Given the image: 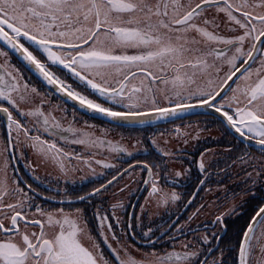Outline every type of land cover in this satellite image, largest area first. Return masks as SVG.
<instances>
[{
  "label": "snow or ice",
  "instance_id": "6c2138e0",
  "mask_svg": "<svg viewBox=\"0 0 264 264\" xmlns=\"http://www.w3.org/2000/svg\"><path fill=\"white\" fill-rule=\"evenodd\" d=\"M220 13L226 17L231 35L220 31ZM0 41V122L5 126L6 141L0 142V264H226L225 251L232 248L230 244L217 247L220 232L182 241L180 251L173 244L172 251L159 254L155 249L165 238L176 241L187 235L185 225L173 222L163 231L159 226L154 228L143 205L141 215L130 217L119 232L114 230L109 214L97 208L98 235L109 250L105 252L92 235L84 209L44 210L30 195L35 192L32 185L10 176V169L16 171L11 161L33 153L35 162L25 166L36 180H40L35 173L41 165L56 168L55 183H49L63 197L60 203L71 206L77 169L68 167L66 161H82L97 177L103 173H98L93 163L105 169L116 165L94 159L91 154L86 159L66 151L56 137L66 146L96 148L106 144L112 152L135 159L134 152L123 145H113L71 125L64 127L51 111L44 110L47 100L32 83L36 77L62 101H73L93 118L105 117L116 127L174 123L196 108H207L205 115L230 130L232 139L244 146L238 160L261 177L264 0H0ZM13 55L16 64L12 63ZM36 97H40L39 103ZM175 131L181 134L179 128ZM45 135L51 138L45 139ZM141 143L137 138L136 144ZM150 143L159 153L151 163H129L119 176L113 175L75 199L89 202L102 197L110 185L123 179L125 173L131 176L139 166L147 173L146 205L160 208L179 201L181 195L174 187L169 191L161 181L176 186L190 169L173 171L169 164L175 154L160 148L156 139ZM253 147L261 154L258 170L250 151ZM143 153L151 155L147 148ZM210 166L205 154L200 153L199 172L207 174ZM247 175L252 177L253 172ZM255 185L254 178L252 187ZM258 191L260 203L238 244L239 264H264V180ZM249 192L256 195L251 189ZM124 207L121 201L111 205L117 225L121 220L116 209ZM238 207L233 205L216 216L222 232L228 231L225 217L237 214ZM137 244L153 251L137 259L134 253L141 252ZM214 248L219 256L210 260Z\"/></svg>",
  "mask_w": 264,
  "mask_h": 264
},
{
  "label": "flooded vegetation",
  "instance_id": "af4514ba",
  "mask_svg": "<svg viewBox=\"0 0 264 264\" xmlns=\"http://www.w3.org/2000/svg\"><path fill=\"white\" fill-rule=\"evenodd\" d=\"M221 29L220 31L225 35H231L228 31V25L226 23V17L223 13L219 14ZM0 45L3 43L0 42ZM248 47V46H247ZM11 55V53H10ZM12 63L16 64L17 59L13 55L12 56ZM19 67L20 65L17 64ZM28 78L27 76L25 77ZM72 83V80L68 81ZM32 83L40 89L41 93L45 96L47 100V104L44 105V110L51 111L52 114L61 121L64 127H68L71 125L76 129H80L82 131L89 130L88 127L94 126L98 127L99 130H103L106 127L112 126L113 124L99 118H93L91 115L79 110L72 104L68 103L67 101H62L59 98V95L52 92L51 89H45L40 81L36 79V77H32ZM75 87V85H73ZM82 90V89H77ZM95 98V97H91ZM76 108L77 111L73 113V108ZM206 113L196 114L191 116H184L181 119H176L174 123L169 122H156L151 125H143L145 136L147 139V144L150 147L148 151L151 153L150 156L145 155L143 152L138 153L135 155V159L133 157H128L124 159H118L121 161L119 171L108 172L107 175L103 174L100 176H93L91 171L88 169L85 163L82 161H76L75 159L68 161V167H73L77 169L74 173V177L77 180L75 185H72L73 188L72 192V199L73 204L70 206L67 203H60V200L63 197L57 194L54 189H52L50 185V181L55 183L53 177H43L45 175H40V180H36L33 177L32 172L25 168V162L34 163L33 156L31 152H26V159H20L21 161H17L13 159L12 165L16 168L15 175L16 177L22 179L26 183L32 185L35 192L30 193L34 197L35 204H38L44 210L50 211L52 209H56L59 207H64L65 210L71 211L75 207H79L85 210L87 217L89 228L92 230V235L100 241V244L103 245V249L105 252H109L107 246L103 243L102 237L98 235V222L97 218L94 215L97 208L101 212H107L109 214V219L113 223V228L115 231L119 232L120 228L124 226L126 222H129L130 217L140 216V208L141 206H145V211L147 207L145 205V197L147 195L146 186L144 184V180L147 178V173L140 170V167L137 166L135 170H139L141 174L144 175L143 181L141 183H136V179L133 176H130V181H124V177L128 174L125 173L123 179H119L118 181L114 182L112 185L108 187V191L102 196H98L94 199H91L89 202L85 201H78L75 199L76 195H82L86 192H90L94 187H99L100 183H106L108 179H111L113 175L119 176L120 173L124 171V169L128 168L129 163L135 164L136 160L144 162L147 160L149 163L153 159H155L159 153L150 143V140L158 133L159 130H166L171 131L177 128L181 129L182 124L186 122L193 124L192 122L200 121L203 123L204 126L210 129H217L218 137L217 139H212L205 143L204 147H201L198 144V147H194L191 151H183L181 158L183 164L187 166L181 167L180 169L173 168V171H183L184 169H190V172L186 176L179 181L176 186L172 185H164L163 181H161V185L167 187L169 191L174 190L181 195V199L174 204H171L160 213L155 215L154 217L148 216L152 223V226L156 228L157 226L160 227L161 231L164 228L168 227L169 224L175 222V225H185V231L187 235L179 236L176 241H169L165 238L164 242L157 246L155 251L159 254L163 255L165 251H172L173 244L176 245V250H182L180 244L182 241L185 240H194V238L200 233H212V232H220V239L217 242L218 248H225L227 245H231L232 251H225L224 259L226 264H239L238 261V239L241 238V234L246 227L247 223L249 222L251 216L255 214V210L260 203V194L259 189L261 188V181L264 180V176L261 177L262 180L257 182L255 187H252L251 178L247 175L250 171L247 165L238 166L237 164L241 163L238 160V157L242 155L245 151L244 146L242 144H238L236 141L232 139V135H230V130L226 131L225 128L221 127L218 123L214 122L213 118L210 115H205ZM3 114L0 113V116ZM15 115V113H14ZM23 122V121H22ZM124 127H132V126H124ZM0 128L2 130V136L5 141V126L3 122H0ZM134 128V127H133ZM138 128V127H137ZM45 139H50L48 135L44 136ZM57 143L60 147H64L66 151H73L85 157L86 159L89 155H93L94 159L95 156L98 157L101 151H96L91 148H86L83 145H65L64 141L59 140L58 137L55 138ZM214 147L217 149V153H219L213 161L210 163L211 166L208 168L207 174H202L198 170V161L200 159V153L204 151V148ZM231 149V151H228ZM251 155L257 158H261V154L257 151L256 148H251ZM94 152V154H92ZM100 160L105 162L104 158ZM235 161V163H233ZM247 166V167H246ZM94 168H97L96 171L100 173L102 171V167L100 165H93ZM101 167V170H100ZM171 169V166H169ZM19 170V171H18ZM84 170V171H83ZM163 175V173H161ZM205 175L207 178L205 179ZM80 177H87V179L81 181ZM260 178V179H261ZM204 179V184H200V180ZM123 180V181H122ZM128 185L127 188L123 192L120 191L121 188H124L125 185ZM21 187L25 188L27 192L28 189L25 187V184L22 183ZM215 188L220 189L218 193H215ZM129 189H133V192H130ZM249 189L252 192H255L256 195L253 196ZM213 191V197L218 200L217 205L219 208H222L224 205L225 200L227 203L232 200L235 196L247 193L248 196L241 202L237 209V214L226 216L225 223L228 225L227 233H224L220 230V225L216 223V216L213 221L205 222L204 224L198 223L196 225L187 226L190 222L189 217L193 218V213L196 212L201 208V205L205 203V195L206 193ZM250 193V194H249ZM127 196L124 199V196ZM116 195H119L117 197ZM49 197H55V199H50ZM115 198V200L113 198ZM117 198V199H116ZM111 199L112 202H109ZM117 201H121L124 204V209H116V216L120 218L121 224L117 225L115 223V218L111 215V205L116 203ZM191 201V203H189ZM243 205L245 206L244 208ZM218 214V213H217ZM134 222V221H133ZM194 229H199V231H191ZM139 231V229H136ZM240 241V239H239ZM136 247L141 249V252L147 253L153 251L148 247H142L141 245L137 244ZM142 253V254H143ZM141 254V253H139ZM219 256V252L216 248L213 249L212 254L209 256L211 260L213 257ZM256 258H259V255H256Z\"/></svg>",
  "mask_w": 264,
  "mask_h": 264
},
{
  "label": "rangeland",
  "instance_id": "374dc122",
  "mask_svg": "<svg viewBox=\"0 0 264 264\" xmlns=\"http://www.w3.org/2000/svg\"><path fill=\"white\" fill-rule=\"evenodd\" d=\"M195 2H196V0H193V3H195ZM215 11H216L215 9L211 10V12L213 14H215ZM247 46L248 45H246V48H247ZM44 98H45V96H44ZM39 100H40V97H36L37 103H39ZM24 107L25 108L31 107V105H25ZM201 122H202V120L192 122L193 124L186 122L185 124L180 125L181 126V129H180L181 134L180 135H178L175 130H171V131L159 130L158 133L152 138V139L157 140V143H158L160 148L171 151L175 154L174 161L169 164V166H171V169L177 168V167L180 169L181 167L187 166L186 164H183V162H182L181 155H182L183 151H191L194 149L195 146L198 147V144H200L201 147H204L205 143H207V141H210L212 139H217V137H218L217 129L216 130L210 129V128L204 126L203 123H201ZM144 128L145 127H142V126H139L138 128L137 127L133 128V127H116V126L112 125V126L104 128L103 130L100 131L98 127L90 126V127H88L89 130H87L86 132H89V133L93 134L94 136L99 137L102 140L112 141L113 145H115V144L123 145V146L127 147L129 151H133L134 155H136L138 153L143 152L144 148H147L148 151L150 150V147L147 144V139L145 136ZM2 133L3 132L0 128V142H6L3 139ZM137 138L140 139V141L142 142L141 144H136ZM185 139H187V143L184 142ZM91 149H92V151L95 150V152L101 151L100 154H98V157L95 156V159L100 160L101 158H104L105 162L113 163L116 165V168H113V169H105L100 165L103 168L100 173H103L105 175H107L108 172H110V171L114 172L117 169H119L120 163H121V161L118 160L119 158L120 159L128 158L127 156H122L121 154L112 152L111 148L106 144L103 146H98L96 148H91ZM208 150H211V151H208ZM202 153L205 154V159L207 161H209V163H211L213 161V159L215 158V156H217L219 154V153H217V149L214 147H209V148L206 147V148H204V151ZM31 154L33 156V160H35L36 158H35L34 154L33 153H31ZM92 154H94V152H92ZM253 157H255V156H253ZM255 158L257 160L256 168L258 170L259 169V160L261 158H257V157H255ZM16 160L21 161L20 159H16ZM12 163H13V160L11 161V164ZM26 163H30V162L26 161L25 165H26ZM66 164L68 165V161H66ZM25 165L23 164V166L25 168H28ZM93 165H96V164L93 163ZM237 165L238 166L247 165L249 167V165L245 164V163H239ZM101 167H100V170H101ZM28 170L30 171L29 168H28ZM249 170H250L249 172H253V176L250 177L251 180H253L255 178L256 183L262 180L261 177H263L264 174H262L261 177H256L255 172L253 171V168L250 167ZM35 174L38 176L45 175L43 177H53L54 178L58 174V172H57V169L52 167V166L41 165L36 170ZM12 175H15V172L13 173L10 169V176H12ZM131 176H133L136 179L137 185H138V183H141L143 181V178H144V175L141 174V172L139 170H135V169L133 170ZM129 177H130L129 175L124 177L125 178L124 181H130L131 179ZM129 190H130L129 194L131 192H133V189H129ZM219 190L220 189L215 188V193H218ZM129 194L124 196V199H126ZM116 196L119 197V195H116ZM247 196H248L247 193L242 192V194L235 196L228 203H227V200H225L223 207L219 208V206L217 205L218 200L213 197V191H210V192L206 193V195H205V203L203 204V207H201L199 210H197L196 212L193 213V218L186 225L192 226V225H196L198 223L204 224L205 222L213 221L215 219V218H212L214 216V214H215V216H217L222 212H226L233 205L239 206L241 204V202ZM113 199L115 200V198H113ZM113 199H111L109 202H112ZM146 207H147V210L145 212L150 217H154L155 215L160 214L165 209L163 206L160 208H156L154 204H147ZM169 207H167V208H169ZM52 210H55V209H52ZM65 211H67V210H65ZM35 230L38 231V229H35ZM204 234L205 233H200L197 236L204 235ZM185 241H192V239L191 240H185ZM101 247H103V245H101ZM180 247H181V244H180ZM140 253L141 254L134 253L136 255L137 259H143L144 258L142 255L143 252H140ZM256 255L260 256L259 251L256 252Z\"/></svg>",
  "mask_w": 264,
  "mask_h": 264
},
{
  "label": "water",
  "instance_id": "95a60500",
  "mask_svg": "<svg viewBox=\"0 0 264 264\" xmlns=\"http://www.w3.org/2000/svg\"><path fill=\"white\" fill-rule=\"evenodd\" d=\"M1 43H3L2 41H0ZM238 75H239V73H238ZM235 79V78H234ZM231 83V82H230ZM68 103H70V104H72L73 106H75L76 108H78L79 110H81V111H83V112H85V113H87L86 112V110H83V109H80L79 108V105L78 104H75V102H73V101H67ZM208 109L207 108H196V109H194L193 111H192V113H189V114H183V117L184 116H191V115H196V114H202V113H208ZM87 114H89V115H91L92 116V114H90V113H87ZM96 118H99V119H103V120H105V121H108L109 122V120L107 119V118H105V117H101V116H96ZM157 122H160V121H157ZM131 126H141V125H131Z\"/></svg>",
  "mask_w": 264,
  "mask_h": 264
},
{
  "label": "trees",
  "instance_id": "16d2710c",
  "mask_svg": "<svg viewBox=\"0 0 264 264\" xmlns=\"http://www.w3.org/2000/svg\"><path fill=\"white\" fill-rule=\"evenodd\" d=\"M244 207H245V206L243 205V207H242V208H244ZM239 239H240V238H239ZM239 239H238V241H237V242H238V244H239Z\"/></svg>",
  "mask_w": 264,
  "mask_h": 264
}]
</instances>
